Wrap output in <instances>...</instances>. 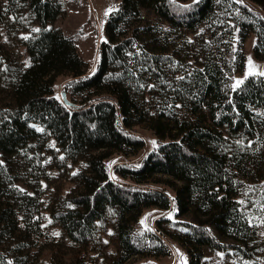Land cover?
I'll return each instance as SVG.
<instances>
[{
	"label": "trees",
	"instance_id": "16d2710c",
	"mask_svg": "<svg viewBox=\"0 0 264 264\" xmlns=\"http://www.w3.org/2000/svg\"><path fill=\"white\" fill-rule=\"evenodd\" d=\"M119 1L90 71L53 26L61 0H0V264H27L52 219L88 247L75 264H99L96 223L114 210L110 264L167 256L168 219L142 218L152 206L191 214L176 236L189 264H204L203 245L251 256L258 228L242 205L264 186V75L235 78L251 33L264 53V0ZM137 125L154 132L150 148ZM114 152L141 158L111 167ZM57 172L77 193L55 192ZM158 174L173 196L148 186Z\"/></svg>",
	"mask_w": 264,
	"mask_h": 264
},
{
	"label": "rangeland",
	"instance_id": "374dc122",
	"mask_svg": "<svg viewBox=\"0 0 264 264\" xmlns=\"http://www.w3.org/2000/svg\"><path fill=\"white\" fill-rule=\"evenodd\" d=\"M66 8L63 16L53 22V26L61 27L66 35L73 39L78 46L83 58L88 62L90 71L94 69L98 57V48L102 38L105 36V28L111 11L118 8L119 0H61ZM2 42L11 53L14 60L18 62L27 59L25 49H13L7 47L4 37ZM199 46L197 47V49ZM244 67L236 75L235 85L241 83L243 78L249 74L264 73V53L258 55L256 51V35L251 33L246 39L243 47ZM67 75H60L56 81L60 87ZM240 82V83H238ZM141 134L147 141L146 149L153 145L155 134L146 125H137L133 128ZM144 152V150L142 151ZM139 155H124L114 152L111 160V167L123 162H138ZM170 176L158 174L154 182L148 186L162 188L173 196L170 187L172 181ZM53 183L55 192H61L67 196H72L78 191V187L62 177L61 172L54 176ZM21 186L24 187L22 183ZM261 196L256 200L248 198L245 200L243 209L247 212L249 220L254 222L258 228V233L248 247L251 256L243 257L236 250H218L207 245H203L204 264H264V186H260ZM55 199V194L45 196L46 201L51 204ZM166 216L168 219L162 223L169 236L164 239L171 249L167 256L153 255H135L125 264H189L190 253L188 248L182 244L176 237L183 233L185 228L184 222L193 220L191 214L177 216L176 209L163 210L159 207H149L144 212L143 221L146 224L152 223L156 226V220ZM118 216L115 210L110 211L104 220L96 223L97 234L101 244L102 255L99 257V264H110L117 255L118 239L116 235L115 223ZM48 237L42 238L37 246L28 251L27 264H42L51 261L53 264H75V261L82 255L83 250L88 248L86 245L79 244L71 240L66 232L61 228L55 219H52L48 229ZM225 240L224 238H222Z\"/></svg>",
	"mask_w": 264,
	"mask_h": 264
},
{
	"label": "water",
	"instance_id": "95a60500",
	"mask_svg": "<svg viewBox=\"0 0 264 264\" xmlns=\"http://www.w3.org/2000/svg\"><path fill=\"white\" fill-rule=\"evenodd\" d=\"M62 99H63V101H64L66 104H68V105H73V103H72L71 101L68 100L65 91H62Z\"/></svg>",
	"mask_w": 264,
	"mask_h": 264
},
{
	"label": "snow or ice",
	"instance_id": "6c2138e0",
	"mask_svg": "<svg viewBox=\"0 0 264 264\" xmlns=\"http://www.w3.org/2000/svg\"><path fill=\"white\" fill-rule=\"evenodd\" d=\"M261 75H264V73H261ZM238 83H240V82H238Z\"/></svg>",
	"mask_w": 264,
	"mask_h": 264
}]
</instances>
